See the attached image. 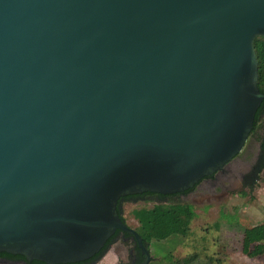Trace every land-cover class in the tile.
I'll return each instance as SVG.
<instances>
[{"label":"water","instance_id":"obj_1","mask_svg":"<svg viewBox=\"0 0 264 264\" xmlns=\"http://www.w3.org/2000/svg\"><path fill=\"white\" fill-rule=\"evenodd\" d=\"M264 0H0V253L73 264L121 198L223 171L264 95Z\"/></svg>","mask_w":264,"mask_h":264},{"label":"rangeland","instance_id":"obj_2","mask_svg":"<svg viewBox=\"0 0 264 264\" xmlns=\"http://www.w3.org/2000/svg\"><path fill=\"white\" fill-rule=\"evenodd\" d=\"M262 124L263 120L259 126ZM261 129L254 135L257 138L251 137L250 152L240 154L234 160L247 162L250 165L247 169L249 174L253 170H251L253 158L258 150L257 141L263 127ZM220 191L216 188L214 192L218 195L212 197L202 195L203 191L197 189L188 197L175 196L159 202L190 205L194 217L185 236H172L163 243H148L154 258L151 264H168L167 258L182 261L191 257L194 258L191 264H264V254L249 257L242 252L243 229L264 223V172L258 175L257 181L239 179L234 187L227 185V190L221 193ZM155 202L157 201L152 197L124 201L121 203V216L125 223L135 230L138 224L131 215L132 211L141 207H151ZM119 247V244L112 245L99 264H113L116 252L121 249Z\"/></svg>","mask_w":264,"mask_h":264},{"label":"trees","instance_id":"obj_3","mask_svg":"<svg viewBox=\"0 0 264 264\" xmlns=\"http://www.w3.org/2000/svg\"><path fill=\"white\" fill-rule=\"evenodd\" d=\"M254 52L258 63L257 88L259 92L264 95V38H257L254 41ZM263 109L264 101L261 102L259 108L255 113L253 128L251 133L249 134L250 137L254 136L257 129L260 127L258 123L260 121ZM176 195L177 194L163 196L160 194L144 193L140 195L126 196L118 201L117 212L120 215L122 221H124L121 216V201H129V199L133 198H154L157 202H155L151 207H141L135 209L132 211L131 215L138 224L135 231L140 236L142 241L147 243H163L172 236H185L189 231V223L194 217V212L190 205L183 203H159L165 201L166 199L174 198ZM114 236L115 234L112 237ZM112 237L107 241L104 248L97 255H95L96 257L101 255L108 244L111 243ZM242 237V252L245 255L249 257H256L264 254V223L250 228H244L242 231ZM0 254L9 258H18L25 260L21 256H13L5 253ZM193 260V257L184 259L182 261H173L171 258H167L166 262L168 264H191ZM78 264L83 263L79 262Z\"/></svg>","mask_w":264,"mask_h":264},{"label":"flooded vegetation","instance_id":"obj_4","mask_svg":"<svg viewBox=\"0 0 264 264\" xmlns=\"http://www.w3.org/2000/svg\"><path fill=\"white\" fill-rule=\"evenodd\" d=\"M264 101V99L262 100ZM263 120V124L257 129L256 132H259L262 130L261 128L263 127V131L260 135V139L257 141L258 144V150L255 153V156L253 158L254 163L253 166L251 167V174H249V170L247 169L250 167V165L247 162L244 161H237L235 162L240 154H243L246 152H250V148L252 147L250 142L252 141V138L250 135L248 136V139L239 155H237L234 159H232L226 167L223 169V171L217 172L207 178L202 179L195 187H193L191 190L187 192H183L180 194H177L176 196H181V197H188L192 195V193L195 190L201 189L203 192L201 193L202 195H208L215 197L218 194L214 192L216 188L220 189V193L223 192L224 190H227V185L230 187H234L239 179L244 180L245 179H250V180H256L258 179V175L262 172H264V109L262 111L260 121ZM259 121V123H260ZM258 123V124H259ZM255 135V134H254ZM255 137V136H253ZM257 138V137H255ZM250 143V144H249ZM247 171V172H245ZM246 173V174H245ZM248 173V175H247ZM250 182V181H249ZM252 183V182H251ZM250 183V184H251ZM200 195V194H198ZM220 195V194H219ZM198 197V196H196ZM140 198H133L129 199V201H136L139 200ZM127 201V200H126ZM124 201H121V203ZM120 203V204H121ZM125 222V221H124ZM127 225V224H126ZM129 227V226H128ZM143 246L147 252L145 255L143 253V250L139 248L136 240L134 239L133 236L125 234L123 232H117L115 233V236L112 237L111 243L108 244L106 249L99 255L98 257H92L86 261H82L83 264H99L104 260L106 255L108 254V251L110 250V247L112 245L119 244L121 249H118V251L115 254V261L113 264H151L153 261V256L152 253L148 247V243L142 241ZM79 263V262H78ZM78 263H73V264H78ZM0 264H44V263H39V262H27L22 259L18 258H9L7 256L1 255L0 254Z\"/></svg>","mask_w":264,"mask_h":264}]
</instances>
